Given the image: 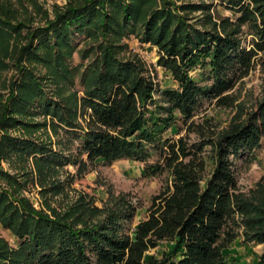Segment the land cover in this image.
<instances>
[{
    "label": "trees",
    "instance_id": "trees-1",
    "mask_svg": "<svg viewBox=\"0 0 264 264\" xmlns=\"http://www.w3.org/2000/svg\"><path fill=\"white\" fill-rule=\"evenodd\" d=\"M221 2L232 17L217 29L185 14L206 10L205 3L68 0L33 25L28 6L38 7L35 0H0V71L14 58L18 72L6 97L0 94V160L17 159L22 170L31 160L43 195L69 186L72 179L67 185L55 179L60 167L82 169L99 158L137 161L145 177L164 176L132 226L138 205L125 194L111 206L82 193L64 210L50 202L36 209L18 195L24 181L0 169L8 186L0 184V223L17 239L13 248L0 236V264H227L223 250L238 235L262 245L258 264H264V189L245 196L234 165L258 145L264 101L221 132L208 119H193L205 101L231 106V91L264 54V0ZM244 27L251 36L246 45ZM130 34L156 48L173 87L160 89L138 62L117 55L121 45L114 41ZM78 37L99 41L84 51L94 57L81 73L82 94L70 97L57 82L71 80L64 59ZM24 62L44 63L50 74L40 76ZM47 81L57 89L48 90ZM40 114L54 133L75 141L74 150L30 135L46 126L31 121ZM178 121L185 133L169 135ZM16 128L25 134L10 133ZM163 241L173 243L172 250L146 256Z\"/></svg>",
    "mask_w": 264,
    "mask_h": 264
},
{
    "label": "rangeland",
    "instance_id": "rangeland-1",
    "mask_svg": "<svg viewBox=\"0 0 264 264\" xmlns=\"http://www.w3.org/2000/svg\"><path fill=\"white\" fill-rule=\"evenodd\" d=\"M38 7L31 8L28 6L29 12L34 17V21L30 24L43 23V14L47 13L49 18L53 17V13L58 7H62L68 0H35ZM176 5L187 3H205L209 7L206 10L192 9L185 14L189 21H200L208 27L216 23L215 27L220 29L221 21L232 17L231 11L222 4L221 0H173ZM242 43L248 44L251 36L243 28L241 35ZM96 41L83 40L82 37L75 39L76 47L70 55L65 57L64 64L71 71V80L66 83L65 80H56L64 86V94L66 96L79 97L82 94V83L80 81L81 73L86 65L94 57L93 54H86L84 51L89 45L94 46ZM121 45L117 55L122 58L131 59L139 63L143 69V73L152 78L160 89L173 87L170 72L157 64V51L154 46L147 42H141L135 35L122 37L114 41ZM54 57V56H53ZM10 66L0 71V94L4 99L8 93L9 82L18 75L17 68L14 64V58H9ZM27 67L33 68L36 74L46 76L50 74V67L39 62H24ZM198 70L191 72L194 76ZM66 83V84H64ZM46 88L50 91L57 89V84L47 81ZM234 103L231 106L219 107L214 102L205 101L196 111L193 119L197 122H203L208 119L210 125L218 132L226 129L228 125L234 121L242 120L245 116L253 111L258 110L261 102L264 101V54L259 62L249 72L247 76L241 79L231 91ZM29 119V118H28ZM31 121H46V126L32 131L30 135L35 138L51 140L53 147L74 150L75 141L67 138L61 130L54 133L49 126V117L36 115ZM79 122L81 118H78ZM182 123L178 121L168 130L169 135L177 136ZM179 127V128H178ZM179 135L184 134L185 130H179ZM14 135H23L25 132L21 128L10 130ZM190 140H195V134H189ZM57 140L60 143L56 144ZM237 186L240 192L250 197L256 191L264 189V127L260 135L258 145L249 153H244L234 160ZM17 159L0 160V169H3L13 175L20 181L21 189L18 195L27 198L36 209H46L45 202H50L55 209L64 210L67 206L73 204L82 193L95 201L98 206H111L117 196L127 195L131 198L132 203L137 204L138 208L132 221L134 226L139 219L145 216V211L150 204L151 197L159 190L164 176L145 177L143 174V163L129 160L118 159L111 163H106L102 159H96L92 163H88L84 168H77L76 165H64L57 169L55 179L69 186L64 188L62 192L52 195L51 193L43 195L40 193V186L36 182L35 168L29 160L24 170L20 167ZM28 171L27 174L23 172ZM0 184L6 187L7 184L0 178ZM8 187V186H7ZM259 194V193H258ZM48 212V210H47ZM0 236L8 243L10 247L17 246L16 237L10 230L4 228L0 223ZM173 243L163 241L154 249L149 250L146 256H160L165 251L172 250ZM262 251V245L254 242H246L241 235H238L232 243L223 250L227 264H258L259 255Z\"/></svg>",
    "mask_w": 264,
    "mask_h": 264
}]
</instances>
